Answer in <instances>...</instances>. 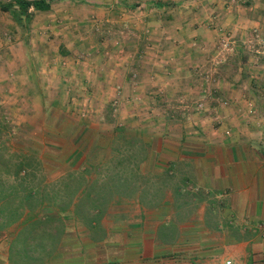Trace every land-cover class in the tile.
Segmentation results:
<instances>
[{"label":"crops","instance_id":"1","mask_svg":"<svg viewBox=\"0 0 264 264\" xmlns=\"http://www.w3.org/2000/svg\"><path fill=\"white\" fill-rule=\"evenodd\" d=\"M49 1L22 26L0 22L17 39L0 44V109L16 129L35 128L46 151L60 142L44 156L60 178H97L86 176L88 149L136 138V172L150 184L113 195L103 233L62 220L42 264H264V0H187L186 11H165L167 22L145 9L164 0ZM229 33L236 46L216 43ZM251 33L255 43L242 40ZM220 48L242 54L232 72ZM84 95L90 116L77 122L68 106ZM114 97L119 114L105 121L99 103ZM8 235L0 264H20Z\"/></svg>","mask_w":264,"mask_h":264},{"label":"trees","instance_id":"2","mask_svg":"<svg viewBox=\"0 0 264 264\" xmlns=\"http://www.w3.org/2000/svg\"><path fill=\"white\" fill-rule=\"evenodd\" d=\"M30 10L49 11L50 1L14 0L0 3V11L9 14L21 26L30 21ZM124 164V159L119 160L113 166L114 170L124 168L111 176L104 173L106 175L100 174L89 180L85 178V173L79 176L69 174L53 184H47L38 171L40 164L30 158L13 159L0 150V172L4 174L0 177V220L4 221V227L16 223L20 225L12 242L18 259L25 263L42 264L51 257L65 231L62 220L68 217L76 219L88 229L103 233L100 222L106 214L109 198L120 194V189L128 184L124 169L130 167L131 176L140 179L136 166Z\"/></svg>","mask_w":264,"mask_h":264},{"label":"rangeland","instance_id":"3","mask_svg":"<svg viewBox=\"0 0 264 264\" xmlns=\"http://www.w3.org/2000/svg\"><path fill=\"white\" fill-rule=\"evenodd\" d=\"M134 1V0H133ZM132 1V2H133ZM179 2L178 4L175 2ZM164 0V4L161 3L160 1L155 2V4L153 6H145V9H150L152 8L153 10H160V12L162 11L163 14H161V19L165 20V22H167V17L164 15L165 11H172V10H176V9H180V10H187V0ZM2 1L0 0V3ZM138 4V3H135ZM143 9V8H142ZM155 12V11H154ZM154 12L152 13L153 15L150 17L149 23H154L153 19L158 18L157 14H154ZM0 22L3 23L4 26H8V24L10 26H12V24H17L13 18L6 13L5 18L4 19H0ZM256 34L251 33L249 35H247V37L242 36V40H245L247 42L250 43H255L253 40H257V38L255 37ZM12 36V37H11ZM119 36V35H118ZM147 37H150V34H148ZM259 39L261 38V36L259 35L258 37ZM263 38H264V34H263ZM13 39V41H17L16 38H14L13 33H9L8 31H5L4 33L0 32V44L3 42H7L9 41V43H13V41H11ZM240 41V35H232L229 33V35H224L221 34V37L218 36L216 43L220 46H228L229 44H234V46H236L237 41ZM235 41V42H234ZM244 52H248L247 50H243ZM219 53H223V57H224V62H225V67H227L229 69L230 72H232L235 67L237 66V59L241 58V55L238 56V53L233 49H227V48H220V50H218ZM55 54V51H54ZM229 54V55H228ZM245 54V53H244ZM243 54V55H244ZM231 74V73H229ZM52 76H55V82L59 81L60 76L63 77V75H59L58 73H52ZM54 82V83H55ZM53 83V85H54ZM104 101L106 100L105 98H102ZM117 97L112 98V100L110 99L109 101H106V103H99L102 107L101 110L103 113V115H101L105 121H109L111 122V120H113L114 117H111L113 114L116 116L114 118V120L117 119V115L119 114V107L117 105ZM79 101H80V105H77L76 107L74 106H68L69 109V113L71 114L73 113L74 115L73 118L79 120L77 122H80V120H86L89 116H90V112L89 109L91 108V101H89V98L87 95L80 96L79 97ZM226 103L228 107V100L222 99V103ZM70 104V103H69ZM196 104V103H195ZM63 106V105H61ZM73 107V108H72ZM61 109H64L65 106L59 107ZM100 108V107H98ZM203 106H202V102H199L196 104V109L197 110H202ZM5 110L0 109V150L8 153L9 155L12 156L13 159H22V158H30L33 159V161L35 163H37L39 165V167H37L39 170L40 175L42 176L41 179H43L44 183L47 184H53L57 179L60 178V174H62L61 172H59L61 170V168H56L55 170H52L51 167L47 166V163L44 159L45 153L50 154V155H54L58 153V148L60 149L62 146L60 144V142L57 140V144L54 145L55 148H57V150H50V151H46L44 149V146L40 143L41 142V136H36L34 135L35 133H38L37 130H35V128L31 127L29 128L27 125H23L21 126V129H16L17 125L13 124L12 121H14V117L10 116L7 112H5ZM107 113V114H106ZM84 116H81L83 115ZM245 114H247L248 116H253L255 114H253L252 112H245ZM24 113H21L20 116L21 117H25ZM16 120V119H15ZM20 121L22 119H19ZM25 124H27L24 121ZM22 121V124H24ZM111 124V123H110ZM116 125L118 127L119 123ZM35 130V131H34ZM122 132V131H119ZM38 135V134H37ZM133 138L126 136L124 134H118L115 137L114 140V144L111 145V147L109 149H100V148H87L88 149V153L90 154L91 157H95V160L97 162H92L91 166L90 165H86L87 169L88 167L91 168L90 171H88L89 173L86 174V176H88L89 178H95L98 177L97 173L95 170L97 169V167H92V164L95 165L96 164H101L102 165L98 166V170L100 171L99 173H109V176L115 174V172L122 170L124 167H120L117 171L114 170V165L121 159H124V165H127L128 163L133 164V166L137 167L139 166V160H141L142 158V151L143 148L140 145V143L138 141H136L137 139H135V142L130 141ZM36 142V143H35ZM105 142V141H104ZM39 143L41 145H39ZM52 151V152H51ZM49 152V153H48ZM51 152V153H50ZM131 168H134V167ZM83 166V168H86ZM73 168V167H72ZM95 169V170H94ZM130 170L128 168L124 169L125 175H127L128 177V184L127 186H123L120 189V194H116L115 198L117 197H121L124 194L125 196L127 195H131L134 191L133 189L135 188V185L137 184H150L149 183V179H148V183L146 182L147 179H136L134 176H131V173L129 172ZM66 174V173H65ZM104 174V175H106ZM77 176L82 175V173L76 174ZM4 176L3 172H0V177ZM87 178V177H85ZM146 178V177H145ZM103 180V179H101ZM105 181H109L110 180L108 178H104ZM133 182L132 186L131 183ZM107 184V183H106ZM114 198V200H115ZM111 198H109L108 203L110 202ZM113 201V200H112ZM107 203V204H108ZM106 204V205H107ZM21 222V221H20ZM11 226H15V228L11 227ZM20 229V225L19 223L10 225L9 227H4V221L0 220V236H4V235H8V237L13 236V234H17V231ZM0 241H3L2 237L0 238ZM0 248H2V244L0 242ZM18 262L20 264H22V261L17 259ZM38 264V263H35Z\"/></svg>","mask_w":264,"mask_h":264},{"label":"built area","instance_id":"4","mask_svg":"<svg viewBox=\"0 0 264 264\" xmlns=\"http://www.w3.org/2000/svg\"><path fill=\"white\" fill-rule=\"evenodd\" d=\"M233 1H244V0H233ZM81 116H84V114L83 115H81ZM229 264V263H228Z\"/></svg>","mask_w":264,"mask_h":264}]
</instances>
